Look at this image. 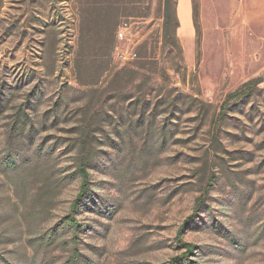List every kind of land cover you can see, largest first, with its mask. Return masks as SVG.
Here are the masks:
<instances>
[{"label": "rangeland", "instance_id": "1", "mask_svg": "<svg viewBox=\"0 0 264 264\" xmlns=\"http://www.w3.org/2000/svg\"><path fill=\"white\" fill-rule=\"evenodd\" d=\"M186 1L0 0V264H264V0Z\"/></svg>", "mask_w": 264, "mask_h": 264}, {"label": "trees", "instance_id": "2", "mask_svg": "<svg viewBox=\"0 0 264 264\" xmlns=\"http://www.w3.org/2000/svg\"><path fill=\"white\" fill-rule=\"evenodd\" d=\"M163 6H164V22H163V30L164 32H168L171 28V33L175 35L176 30L179 27V19L175 11L172 12L171 6H172V1L171 0H163ZM176 40V39H175ZM6 95H3L2 93L0 94V114L4 109L6 108ZM31 101L29 100L28 107H23L19 106L16 109V112L13 115V120H12V128L11 132L14 134H23L24 131H26L29 135L32 133V129L35 125V122L32 118H30V113L29 111L26 110V108H32L30 107ZM49 118V117H48ZM48 118H43L42 120V125H46L47 122H49ZM76 149L78 153H80V157L77 158V160L74 163V171L73 173H77L82 181L80 185V190L78 194L76 195L75 199L72 201L71 206H70V214H67L64 216V224L71 228L74 233L77 232L80 228V223L78 219L76 218V213L80 205H82V201L84 196L86 195L88 191V186H89V177H90V171H89V166L93 164V159L94 156L93 154L90 155L88 147V141H87V136L84 133V136L82 139L79 141V144L76 145ZM84 149V150H83ZM39 150V148H38ZM83 151L86 152V155L83 156ZM43 154L46 151H42ZM41 153V152H39ZM89 155V156H88ZM203 204V202H198L197 204V209ZM185 246V253H183L182 256H175L170 260V264H179L182 261L185 262H190L191 264H197L195 261H191L189 259V255L193 253L194 246L191 243H183ZM75 258V257H73ZM73 264H75V259Z\"/></svg>", "mask_w": 264, "mask_h": 264}, {"label": "crops", "instance_id": "3", "mask_svg": "<svg viewBox=\"0 0 264 264\" xmlns=\"http://www.w3.org/2000/svg\"><path fill=\"white\" fill-rule=\"evenodd\" d=\"M177 16H178V19H179V27H178V29L180 30V35L182 36L181 28H182L183 18L185 19V21L188 22V24H190L189 7H188V4H187L186 0H179L178 1Z\"/></svg>", "mask_w": 264, "mask_h": 264}]
</instances>
